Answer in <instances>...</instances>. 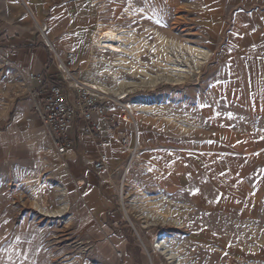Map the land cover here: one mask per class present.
I'll return each instance as SVG.
<instances>
[{
	"label": "crops",
	"instance_id": "obj_1",
	"mask_svg": "<svg viewBox=\"0 0 264 264\" xmlns=\"http://www.w3.org/2000/svg\"><path fill=\"white\" fill-rule=\"evenodd\" d=\"M235 4L225 43L203 80L204 94L191 103L199 106L194 122L185 126L172 117L166 119L152 105H137L136 138L131 135L123 145L121 137L132 128L121 119L114 101L108 113L118 127L102 133L104 143L77 123L69 128L74 146L59 154L35 111L40 104L36 76L60 79L54 55L63 57L66 51L74 52L75 68L84 70L88 34L100 21L99 10L92 0H0V169L26 160L21 166L57 177V193L43 189L20 196L13 187L0 193V244H11L23 254L33 246L37 229L46 234L55 225L63 236L82 239L78 244L87 245L98 264L101 256L122 264H147L135 242L129 241L127 207L133 202L158 204L160 197L184 187L193 196L187 202L193 209L185 213L179 206L174 208L188 223L179 232L190 234L188 244L198 241L227 249L220 236L226 230L219 222L196 227L197 217L220 218L226 213L197 211L195 187L219 186L220 201L238 202L237 189L229 193V186H249L247 178H254L256 186L264 185V0H235ZM135 142L137 153L128 163ZM101 153L107 160L95 169ZM201 177L207 182L197 181ZM158 217L146 213L143 226H153L151 218ZM180 219L178 223H184ZM166 233L157 238L161 249L168 241ZM152 244L153 254L157 253ZM230 249L235 252L225 261L245 257L241 246ZM255 249L253 264H264V248ZM177 251L180 254L179 249H166V261L181 264L173 260ZM220 254L224 259L225 254ZM151 261L159 264L161 258L156 255ZM0 264L6 263L0 259Z\"/></svg>",
	"mask_w": 264,
	"mask_h": 264
},
{
	"label": "rangeland",
	"instance_id": "obj_2",
	"mask_svg": "<svg viewBox=\"0 0 264 264\" xmlns=\"http://www.w3.org/2000/svg\"><path fill=\"white\" fill-rule=\"evenodd\" d=\"M92 1L99 10V28L114 26L121 30L122 36L119 46L114 50L97 49L91 46V37L97 29L96 23V27L88 34L89 60L87 63L90 62V64L84 63L82 66L84 70L80 71L81 79L91 84L97 83L110 90L129 89L125 99H117L107 94L115 100L114 107L121 112L125 104L134 105L137 111L139 110L137 105H146V107L152 105L153 108L160 109L161 113L168 116L166 119L170 121L172 117L173 120L185 126L194 122L199 106L191 105V103L204 94L202 83L206 75H209L211 67L215 65L217 54L225 43L227 30L236 9L235 0ZM169 39L178 40L182 44L180 49L184 54L183 62H181L183 70L172 71V55L180 58L181 54H175L173 50L167 49ZM200 52H208L209 55L207 58H202V63L198 64L197 53ZM174 72L173 77L178 81L162 79L156 85H145V82L153 76L163 74L167 77ZM135 116L136 113H133V118ZM130 125L133 138H136L135 119ZM132 158L130 159L129 155L127 162L129 163ZM22 163L27 164V161L0 169V193L11 187L19 189L20 196L28 194L32 196L36 190L40 192L43 189L45 192L49 189L57 193L56 175L43 176L42 172L21 166ZM36 178H40V181L33 182ZM248 180L251 182L249 186H229L230 190L227 191L229 193L232 191L231 188L237 189L238 202L220 201L218 195L221 193V187L219 186L206 184L195 187L197 211L216 210L226 213L220 218L197 217L196 227L215 225L212 222H219L218 225L226 230L220 236L227 249L221 251L198 241L188 244L186 241L190 234L179 232V227L187 226L188 223L186 218L178 217L183 214L174 208L179 206L185 213L186 210L193 209V206L187 204L193 196L187 193V188L184 187L180 188L179 194L167 193L165 194L167 196L160 197L163 200L158 204L131 203V206L127 207L131 221V223L129 220L127 222L129 241L135 242L137 252L142 253L147 264H153L151 260L156 255L161 258L159 264H172L170 260L166 261L164 255L166 249L169 252L179 249L180 254L178 251L176 255L172 254L173 260L181 264H253L251 256L256 253L255 248H264V185L256 186L254 178H247L245 181ZM197 181L207 182V179L201 177ZM25 183L33 184L28 186ZM16 206L17 204L12 205L13 212L17 209ZM146 213L159 215L158 218H151L155 223L153 226H143ZM14 216L15 214H12V217ZM162 217L166 219L162 221ZM177 218L184 220V223H178ZM50 228L46 234L37 229L38 234L34 236L33 246L28 247L23 254L22 252L17 254L11 244L5 247L2 242L0 259L6 264L34 262L98 264L95 256L93 259L91 249L85 244H78V241L82 239L63 236V233L58 231V226L52 225ZM161 232H167L165 238L167 237L168 241L165 240L162 244V247H165L161 249L163 252L153 254L151 243ZM240 246L245 252V257L232 261L228 257L230 261H225V256L235 252L230 248L235 249ZM220 253L225 254L224 259L219 257ZM99 264L122 263L113 258L101 256Z\"/></svg>",
	"mask_w": 264,
	"mask_h": 264
},
{
	"label": "built area",
	"instance_id": "obj_3",
	"mask_svg": "<svg viewBox=\"0 0 264 264\" xmlns=\"http://www.w3.org/2000/svg\"><path fill=\"white\" fill-rule=\"evenodd\" d=\"M45 30L44 27L42 31ZM54 61L60 74V79H43L37 75V89L40 104L35 106L47 136L55 147L56 152L64 154L74 146V140L69 128L81 123L83 131L92 136L97 142L104 143L103 132H114L117 121L108 113L113 98L95 89V86L80 77L75 64V54L66 51L63 57L55 53ZM133 111L125 104L120 114L121 119L134 122ZM133 131L124 133L120 141L127 145ZM137 153L136 142L130 147V159ZM107 160L104 153L98 155L94 162L95 169H101Z\"/></svg>",
	"mask_w": 264,
	"mask_h": 264
},
{
	"label": "bare ground",
	"instance_id": "obj_4",
	"mask_svg": "<svg viewBox=\"0 0 264 264\" xmlns=\"http://www.w3.org/2000/svg\"><path fill=\"white\" fill-rule=\"evenodd\" d=\"M100 23L97 22V29L96 31H94L92 37H91V46L93 45V47L97 48V49H109V50H114L115 48H117L119 46V42L121 40V30L115 28L114 26H104L102 28H99ZM168 47L167 49L169 50H173L175 52V54L180 53L181 57L179 58L177 55L171 57V62L172 63V71H176L178 69H182L183 65H181V62L184 54L182 53L180 47L182 46L181 42L175 39H169L167 41ZM185 49V48H184ZM92 50V48H91ZM203 51V50H202ZM193 54V53H191ZM195 54V53H194ZM138 55V54H137ZM197 56H199V60L197 61V63H202V58H207L208 54L204 53V52H200L197 53ZM196 56V57H197ZM188 62V61H186ZM183 70V69H182ZM186 70V69H185ZM174 73H170L167 77L163 76V74H158L156 76L151 77V79L147 80L145 82L146 86H152V85H156L159 81H161L162 79H173L178 81L176 78L173 77ZM95 86V89L102 91L105 94H110L113 97L117 98V99H125L126 96L128 95L129 89H108L104 86H101L97 83H92ZM137 87V85H136ZM135 87V88H136ZM133 89V88H132ZM129 107L131 108V110L137 111V109L135 108L134 105H129ZM31 181V180H30ZM29 182V181H28ZM166 219V218H165ZM164 234H160L158 237L155 238V240L153 241L152 247L154 248L155 251L157 252H163L161 250V245L160 242L157 240V238H162ZM162 240V239H160ZM167 258H169L171 256V254L166 253Z\"/></svg>",
	"mask_w": 264,
	"mask_h": 264
}]
</instances>
